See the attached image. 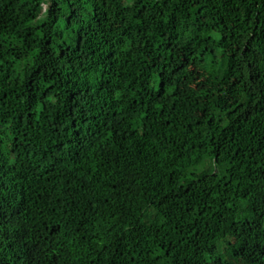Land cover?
I'll return each mask as SVG.
<instances>
[{"label":"trees","instance_id":"1","mask_svg":"<svg viewBox=\"0 0 264 264\" xmlns=\"http://www.w3.org/2000/svg\"><path fill=\"white\" fill-rule=\"evenodd\" d=\"M0 264H264V0H0Z\"/></svg>","mask_w":264,"mask_h":264}]
</instances>
